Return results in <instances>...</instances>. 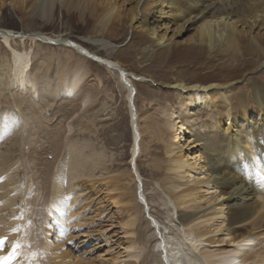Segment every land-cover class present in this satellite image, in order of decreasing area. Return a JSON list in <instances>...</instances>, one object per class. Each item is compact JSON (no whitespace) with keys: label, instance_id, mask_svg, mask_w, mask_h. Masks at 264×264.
<instances>
[{"label":"rangeland","instance_id":"374dc122","mask_svg":"<svg viewBox=\"0 0 264 264\" xmlns=\"http://www.w3.org/2000/svg\"><path fill=\"white\" fill-rule=\"evenodd\" d=\"M60 1L54 4L49 19L40 17L37 13L30 15L28 12L18 11L15 6L8 2L0 10V31L9 30L16 34V36L4 38L5 40L0 38V171L2 172H0V237L8 234L15 242H19L18 240H20L22 234V232H19L25 230L21 229V226L26 227L28 230L27 236H30L29 238L32 241V254L39 256L40 264H52L48 262L51 259H48L50 257H48L47 252H44L42 243H45L46 240V243L52 241L56 244L61 252L63 250L66 252V248H68V251L74 253H72L73 257L75 255L85 262L86 259L95 260L93 264L101 263L102 260L109 262L110 258H114V260L117 258L112 264H160L161 260L164 264H213L227 258L228 253L226 251L219 252L217 250L224 247L221 246L223 242L226 243L223 236L226 222L222 221L221 217H216L221 216L218 214L219 207L224 199L218 198L217 205L215 202L206 206L203 204L204 198L203 200L200 199L199 205L202 209L197 210L202 214H209L198 220L200 227H209L214 232L211 234L213 239L219 241L222 239V244L209 245L208 242L204 241H202L203 243L196 242V247L190 250L192 244L188 243V238H185L187 228L179 226L177 222L178 210H176L175 203L159 187V180L164 177V174L155 175L150 170V165H148L166 159L164 149L166 141L164 143H162L163 139L156 141L144 129V122L147 118L154 117L161 109L172 108L177 117H188V122L192 124L193 133L190 135V141L185 143L182 140L183 138L181 139L180 145H183L185 149L182 153L190 159L192 152L197 148L199 149L200 145L208 157L216 159L218 163L223 165L226 160H231L228 154L223 151L227 136L223 129L228 126L231 117H226L227 114L224 115V110L221 113L220 109L218 110L219 114L213 113L214 110L209 106V98L203 96L198 104L196 103L197 106H190L185 111L179 110V105L185 99H190L191 93L182 94L169 82L168 77L173 75L174 72L176 73L178 69L174 72L168 71L167 69L172 64L167 59L157 61L155 56L152 58L145 57L144 61L141 62V56L135 50L134 36H132L130 30L125 33H121V31L119 33L102 34L96 28L95 23L88 22V13L80 15L74 8L62 7ZM121 1L118 0L117 5ZM160 8L161 6L156 10V22L163 17ZM166 22L156 23L159 26L157 29L159 35L164 32L163 25L167 27L166 36L171 35L174 25ZM33 33H39L46 38L65 40L67 41L66 46L86 49L102 59L118 62L122 66L125 75H127V79H130V85L135 93L133 100L136 114L135 126L132 124L131 116L133 115L130 106L128 107L129 104L127 105L126 102V90L118 82L117 74L120 73L117 67V73L109 72L106 69L107 67L104 68V66L95 62L84 60L76 53L79 49L74 48L73 51L61 45L54 46V44L36 43L30 45L28 42L21 44L20 40H14ZM191 34L192 31L187 32L181 38H174V40L182 41ZM103 45H107V47ZM12 50L27 54L29 57V73L34 79H43L42 83L40 81L35 86L37 96L29 93L30 90L24 92L15 88V85L12 86V80L9 87ZM63 68L67 71L79 68L83 74L74 96L64 95L60 91L59 86L66 82V80L63 81L65 77L61 76ZM253 71L252 76H255L256 79L260 78L259 74L264 73V61L257 65ZM186 78H192V74ZM220 78L225 79L227 75H221ZM246 78H240L236 82L243 87ZM46 89L48 90L47 93ZM50 90H52L50 93L51 98L44 99L47 94L49 97ZM18 99L22 103L9 106L11 100ZM226 105L227 108L229 103L226 102ZM34 107L35 112L29 114L32 119L30 117L25 118L17 113L20 112L21 108L33 110ZM11 108L16 109L17 112H10ZM200 111L203 112L200 113ZM158 115L162 117L161 114ZM218 115H220L222 121L225 120L222 129L218 127ZM227 119H229V122ZM208 122L210 123L208 124ZM241 126H236V128L238 127L237 133L242 137L243 147L256 154V160H258V153L261 152L260 148L264 147V144L256 140L253 130L247 129L245 125L242 126L243 128ZM135 133L138 137H136L137 142L133 155H135L136 150L137 155L135 158L132 155L134 160L130 163L131 144H133V134ZM137 135L135 134V136ZM262 135L264 136V134ZM184 136L188 137L189 135ZM25 140H27V144H24ZM19 142H22L23 145ZM190 142H193V144ZM64 154H67L65 155L66 160L61 158H64ZM101 157H104V162L102 160L101 162L98 161ZM61 159L65 161V165L68 166L69 163L74 166L73 169L72 165L66 167V169L70 168L68 171L65 170L69 175V181L63 182L59 188H53L60 176L58 167L63 162H60ZM189 163H192V160ZM253 163L256 167L255 162ZM46 165H50L51 169L53 168L50 178L42 175ZM261 170H264V167ZM199 172L200 174L197 173L193 176L191 173L189 181H192L193 177L197 179L194 182L204 181L208 178L207 170L202 169ZM240 173L244 175V182L250 186H256L251 179L254 173L251 164L243 167ZM109 175L114 177L124 176L125 183L129 185L134 198L133 204H136V208L141 214H139L142 220L141 227L146 230L143 242L137 240L135 235L124 233L120 229V223L124 219L123 215L116 211V206L112 205L111 200H108L115 193L108 192L104 188V179ZM9 178V183L6 185ZM148 186L149 188H147ZM212 186L213 184H210V190L204 193L206 194L205 198L211 199L210 197L216 195L217 191L215 189L213 191ZM58 189L65 191L63 192L64 198L62 197L63 202L69 203L68 206L73 203L74 206L68 209V214H65L64 219L67 220L72 215V208L78 214L75 220L70 217L64 223L69 232H66L67 235L65 234L62 237V243L61 240H52L50 236H46V239L43 237L47 223L55 227V231L58 228L56 224L60 225V216L55 208L50 209L51 216H46L47 206L52 203L50 201H54L58 197V191H56ZM75 196L79 198L76 199ZM159 198L160 200H158ZM70 200L73 202L71 203ZM103 201L105 203L100 204ZM10 203H13L12 210L6 207ZM106 205L107 208H105ZM212 207L216 211H212ZM131 210L134 209L131 208L129 211L132 217ZM188 212L193 213L194 210L191 209ZM210 214L214 215L211 216ZM23 219H26L24 223ZM90 223L94 226L87 228ZM6 229L8 230L5 231ZM14 231L16 232L15 236L12 235ZM215 231L218 232L215 233ZM103 239H106L107 242L104 240V243ZM125 240L131 241L130 249L118 250L116 244ZM190 240L192 242V239ZM20 243L22 244H20L23 250L22 253L30 252L26 248V242L20 241ZM184 247H188V250L183 249ZM263 250L264 236H259L256 238L255 244L244 247L241 252L247 251L252 255H256ZM103 251L108 252L104 253ZM187 251L190 253H187ZM209 251L213 252L210 253ZM0 253L2 252L0 251ZM203 253L205 254L203 255ZM147 254L151 255L153 261L147 260V263L145 261L144 263L142 262L143 257ZM46 257H48V260L45 259ZM2 258L3 256L0 255V261ZM69 259L71 262L72 259L75 261L77 258L69 257ZM22 260L20 263H22ZM237 261L238 264H250L248 260L239 257ZM28 264H39V261Z\"/></svg>","mask_w":264,"mask_h":264},{"label":"bare ground","instance_id":"6f19581e","mask_svg":"<svg viewBox=\"0 0 264 264\" xmlns=\"http://www.w3.org/2000/svg\"><path fill=\"white\" fill-rule=\"evenodd\" d=\"M58 1L59 0H0V10L8 2L15 6L18 11L23 13L28 12L30 15L37 13L40 17L49 19L50 12L54 4ZM117 3L118 0L117 2L116 0L60 1L62 7L69 9L74 8L80 15L88 13V22L95 23L96 28H98L102 34L105 33L106 35L110 32L119 33L121 31V33H125L130 30L132 36H134L135 50H137V54L141 56V62L144 61L145 57L152 58L155 56L157 61L167 59L168 62L172 64L170 68L167 69L168 71L174 72L178 69L173 75L167 76L169 82H171L173 87L178 89L180 93H191L189 96L190 99H185L179 105V110L185 111V109L190 106H197L196 103L198 104V101H200V98L203 96L204 98H209V106L214 110L213 113H218L220 109L221 113H223L222 110H224V115L227 114L226 117H231L230 123L223 129V132L227 135L226 145L223 147V151L228 154L231 160H226L223 165L222 163H218L216 159L208 157L200 145L199 149L197 148V150L192 152V157L190 159L182 153L185 149L183 145H180L181 139L183 138L182 140H184L185 143L190 141V135L193 133L192 124L188 122V117H177L172 108H163L154 117L147 118L144 122V129L149 132L156 141H161L162 139V143L166 141V147L164 148L166 159L161 162L149 163L148 165H150V170L153 171L155 175L159 176L164 174V177L159 180V187L175 203L176 210H178L176 216L177 222L179 226L187 228L185 238H188V243L192 244V247L189 246L190 250L196 247V242L203 243L202 241H204L208 242L209 245L222 244V239L220 241L218 239H216L218 240L216 241L215 238L213 239L211 234L214 232L210 230L209 227H200L201 225L198 220L205 218L209 214L205 215L197 210H200V208L202 209L199 205L200 199L203 200L204 198L203 204L206 206L215 203L218 198H221V200L223 198L224 202L220 204L218 213L221 216L216 217H221V220L226 222V226H224L226 227L224 229L225 231L222 229L224 231L223 236L226 239V243L223 242L221 246L224 247H220L221 249L217 250H219V252L226 251L228 256L213 264H238V257L248 260L250 264H264V250L256 255H252L247 251L241 252V249L244 247L255 244L256 238L264 236V170H261V168L264 167V147L260 148L261 152L258 153V160H256V154L243 147L242 137L237 133V130H239L238 127L245 125L247 129L253 130L256 140L264 144V136L262 135L264 134V73L261 72L259 74L260 78L258 79L252 76V72H254L253 69L264 61V0H122L119 5H117ZM125 5H127V7L124 8ZM159 6H161L160 12H163V17L160 21H167V24L171 23L174 25V28L171 30V35L169 36H166L167 27L165 25H163L164 32L160 35L158 34L157 29L159 26L156 23L160 21L158 20L156 22V10ZM191 31L192 34L186 39L182 41L174 40V38H181L187 32ZM13 35L16 36V34L9 30L0 31V38L3 39ZM14 40H20L21 44L25 42H28L30 45L36 43L44 45L54 44V46L61 45L71 50L74 48L79 49L76 53L83 57L84 60H90L104 66V68L107 67L106 69H108L109 72L117 73L119 69L120 74H117L118 82L126 90V102L127 105L130 104L133 87L127 85V75H125L122 66L118 62L102 59L86 49L75 46L71 48L73 46H66L67 41L65 40L46 38L39 33L23 35L22 38H16ZM183 43L184 45H182ZM103 46L107 47V45ZM28 58V55L24 52L18 53L14 50L11 51L9 70L11 77L9 80V87L11 86L12 80V86L15 85V88L24 92L30 90L29 93H33L37 96L38 93L35 86L39 84L40 81V83H42L43 79H34L29 73ZM116 67L118 69H116ZM62 72L61 76L65 77L63 81L66 80V82L59 86L60 91H62L64 95L74 96L78 90L83 74L79 68H74V70L71 71H67V69L63 68ZM191 74L192 78H186ZM224 74L227 75V78H220L221 75ZM122 77H124V80ZM243 77L247 78L245 79V85L241 87L236 81ZM43 91L45 92V90ZM51 91L52 90L49 91V97L47 94L44 99L48 100L51 98ZM47 92L48 90L46 93ZM134 97L135 96H133L132 104H134ZM226 102L229 103L227 108L225 107L227 106ZM19 103H22L19 99L15 101L11 100L9 106H16L19 105ZM10 112L17 111L11 108ZM34 112L35 107L33 110L21 108L20 112L17 113L20 116L22 115L25 118L30 117V119H32L29 114ZM202 112L203 111H200V113ZM158 114H161L162 117ZM217 118L218 127L222 129V125H225V120L222 121L220 115H218ZM227 121L229 122V119H227ZM209 123L210 122H208V124ZM132 124L134 123L132 122ZM236 126L238 127L236 128ZM135 134L137 135V133ZM135 134H133L134 139L133 144H131L130 163L133 161L132 155L136 148V137H138V135L135 136ZM184 135L189 136L185 137ZM21 141H23V139H21ZM19 143L23 145L22 142ZM190 143L193 144V142ZM190 143L188 144L191 145ZM24 144H27V140L24 141ZM65 155L67 154L63 155L64 158L60 157L65 159ZM62 159L60 162H63L60 163L58 167L60 176L53 188H59V186H62L61 184L63 182L69 181L67 171L70 168L66 169V167H71L72 165L73 169L74 166L69 163L68 166L67 164L65 165V161ZM101 160L104 162V157H101L98 161L101 162ZM190 160H192V163H189ZM252 161L255 162L256 167H254ZM250 164L254 172L251 179L255 182V187L244 182V175L240 173L243 167L250 166ZM52 169L50 165H46L42 175L50 178ZM202 169L207 170V179L194 182V180L197 179L193 177L192 181H189L191 173L192 176L197 173L200 174L199 171H202ZM107 173L106 175H108ZM9 180L10 178L6 181L7 184H4L8 185ZM49 181L51 180L49 179ZM104 183L106 191L115 193L113 197L108 200H111L112 205L116 206V211L123 215L124 219L120 223V229L122 232L124 231V233L135 235L137 240L143 242L146 230L141 227V214L136 208V204H133L134 198L131 194L129 185L125 183L124 176L114 177L109 175L104 179ZM210 184H213L211 189L213 191L215 189L217 192L216 195L210 197L211 199L207 197L208 200L205 198L206 194L204 193L210 190ZM147 188H149V186ZM202 189L204 190L201 191ZM53 191H55V189H53ZM56 191H58V197L55 198L56 200L50 201L52 203L47 206L48 211L46 216H51L50 209L53 210L55 208L60 216V225L56 224L58 228L55 231V227H52L48 223L47 225L45 224L46 228H44L43 237L46 239V236H50L52 240H61L66 232H69L64 226V223H66L70 217L75 220L78 214H76V210L74 209L73 211L72 208V215L67 220L64 219L65 214H68V209L74 207L73 201L70 200L72 204H70L69 207V203L67 204L66 201L63 202L62 200L64 198L63 192L65 191H61V189ZM23 194L25 197V190ZM70 194L72 198V192ZM75 197L76 199L79 198L77 196ZM158 200H160V198ZM103 203L105 202H100V204ZM217 204L216 202V205ZM12 205L13 203H10L6 207L12 210ZM105 208H107V205ZM131 208L134 209L131 210L133 213L132 217L129 213ZM212 208V211L215 210L214 207ZM191 209L194 210L193 213L188 212V210ZM210 215L213 216L214 214ZM25 220L26 219H23V223ZM93 226L94 225L90 223L87 228ZM21 229L25 230H20L19 233L22 232V234H25H23V237L21 234L20 240H18L19 242H15L8 234L0 237L5 239V242L0 244V251L2 252L0 255L3 256L0 264H28L30 262L37 263L38 261L40 264L41 261L39 256L37 254H32V241L29 238L30 236H27L28 230L23 225ZM7 230L8 229L5 231ZM216 232L218 231H215V233ZM15 233L14 231L12 235L15 236ZM48 233L50 234L48 235ZM189 238L192 239V242H190L191 240ZM104 240L106 239H103V241ZM20 241L26 242V248L30 252L22 253L23 250ZM46 241L42 244L44 252L46 251L47 255H49L48 257H50H46L45 259H51V261L47 259L49 263L93 264V262H95V260L90 259H86L85 262L75 255L73 257L72 255L74 253L68 251V248H66V252L63 249V252H61V250H58V246L52 241H48L49 243H46ZM116 245L118 250H129L131 241H121ZM185 248L186 247L183 249ZM186 249L188 250V247ZM103 252L105 253L108 251ZM187 253L190 252L187 251ZM204 254L205 253H203V255ZM69 257L77 259H75V261L72 259L70 262ZM191 257L193 258V256ZM143 258L144 260L142 262H146L147 260L153 261L150 254H147ZM22 259L26 262L24 263ZM21 260L22 263H20ZM28 260L30 261L28 262ZM109 260V262L102 260L101 263L98 262V264H112L117 258L116 260H114V258H110ZM189 262L192 263L191 261ZM160 264H164L163 260H161Z\"/></svg>","mask_w":264,"mask_h":264},{"label":"water","instance_id":"95a60500","mask_svg":"<svg viewBox=\"0 0 264 264\" xmlns=\"http://www.w3.org/2000/svg\"><path fill=\"white\" fill-rule=\"evenodd\" d=\"M122 79L124 80V77H122ZM126 83H127V85H129V86L131 87L129 79H128V81H127ZM133 96H134V92L132 91V95H131V100H130V104H129V106H130V109H131V112H132V115H133V116H132V120H133V122H134V126H135L136 114H135L134 106H133V104H132ZM136 155H137V150H136V152H135V155H133L134 158L136 157ZM132 160H134V159H132Z\"/></svg>","mask_w":264,"mask_h":264},{"label":"snow or ice","instance_id":"6c2138e0","mask_svg":"<svg viewBox=\"0 0 264 264\" xmlns=\"http://www.w3.org/2000/svg\"><path fill=\"white\" fill-rule=\"evenodd\" d=\"M5 239L4 238H0V244L4 243Z\"/></svg>","mask_w":264,"mask_h":264}]
</instances>
